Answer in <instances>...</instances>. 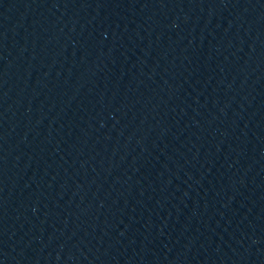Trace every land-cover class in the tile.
<instances>
[{
    "label": "water",
    "instance_id": "1",
    "mask_svg": "<svg viewBox=\"0 0 264 264\" xmlns=\"http://www.w3.org/2000/svg\"><path fill=\"white\" fill-rule=\"evenodd\" d=\"M0 264H264V0H0Z\"/></svg>",
    "mask_w": 264,
    "mask_h": 264
}]
</instances>
